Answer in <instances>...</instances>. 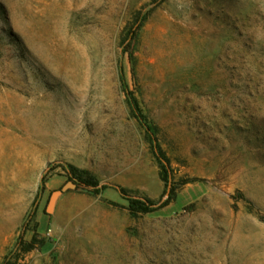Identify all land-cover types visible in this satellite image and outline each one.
I'll return each instance as SVG.
<instances>
[{
  "label": "rangeland",
  "instance_id": "374dc122",
  "mask_svg": "<svg viewBox=\"0 0 264 264\" xmlns=\"http://www.w3.org/2000/svg\"><path fill=\"white\" fill-rule=\"evenodd\" d=\"M0 264H264V0H0Z\"/></svg>",
  "mask_w": 264,
  "mask_h": 264
},
{
  "label": "trees",
  "instance_id": "16d2710c",
  "mask_svg": "<svg viewBox=\"0 0 264 264\" xmlns=\"http://www.w3.org/2000/svg\"><path fill=\"white\" fill-rule=\"evenodd\" d=\"M140 27H141V23H139L136 29L133 30L131 42H133L136 39V34L140 29ZM133 102H134L135 110L138 113L139 119L145 123L147 130L150 133L151 127L148 125L147 116L143 113L142 109L139 106L138 101L135 98L133 99ZM152 148H153L154 156L157 158L161 166L163 168L168 167L170 162L166 154L162 150V148L157 143H155V141L152 143ZM67 177H68V181L73 182L76 185L83 186L88 189H92L96 193L105 191L107 188H109L107 186H100V183L97 180V178L91 175L88 171L81 170L72 165H70V170L67 173ZM164 182L166 186L165 193L171 191V195L168 198V200L165 201L159 207H157V203L155 201L149 198H145V199L134 198L131 195V191L124 187L114 186L113 189H115L121 195V197L129 203V210L132 212V214L134 215L152 214L158 211L159 209L168 206L175 199L176 196L175 189H170V181L168 179V176L165 177ZM29 251L30 250L28 249L26 252Z\"/></svg>",
  "mask_w": 264,
  "mask_h": 264
}]
</instances>
